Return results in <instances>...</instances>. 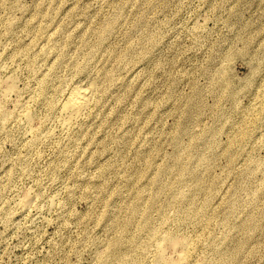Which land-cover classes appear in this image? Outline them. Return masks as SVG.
Segmentation results:
<instances>
[{
    "label": "rangeland",
    "instance_id": "rangeland-1",
    "mask_svg": "<svg viewBox=\"0 0 264 264\" xmlns=\"http://www.w3.org/2000/svg\"><path fill=\"white\" fill-rule=\"evenodd\" d=\"M10 81L0 264H264V0H0Z\"/></svg>",
    "mask_w": 264,
    "mask_h": 264
},
{
    "label": "bare ground",
    "instance_id": "bare-ground-1",
    "mask_svg": "<svg viewBox=\"0 0 264 264\" xmlns=\"http://www.w3.org/2000/svg\"><path fill=\"white\" fill-rule=\"evenodd\" d=\"M13 92H15V84L13 81H10L0 92V113H2L3 101L8 99L9 95ZM93 95L94 87L76 84L71 88L66 99L58 108V123L62 128L69 131V129H71L76 123L84 119L92 104ZM21 107L23 108V106ZM33 117L32 112L28 111L25 114V120H27L28 123L33 121ZM29 203L30 200H26L24 206L29 205ZM164 242L168 243L174 249V258H169L167 255ZM155 258L158 262L165 264H190L193 256L191 255L189 242L186 239L177 237L173 234H168L163 238V242L156 243Z\"/></svg>",
    "mask_w": 264,
    "mask_h": 264
}]
</instances>
